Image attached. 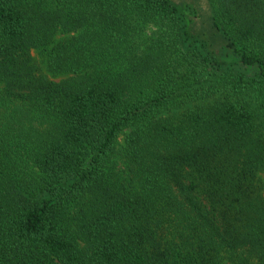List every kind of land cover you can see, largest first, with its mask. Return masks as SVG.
I'll return each mask as SVG.
<instances>
[{"label": "trees", "instance_id": "trees-1", "mask_svg": "<svg viewBox=\"0 0 264 264\" xmlns=\"http://www.w3.org/2000/svg\"><path fill=\"white\" fill-rule=\"evenodd\" d=\"M0 264H264V0H0Z\"/></svg>", "mask_w": 264, "mask_h": 264}, {"label": "rangeland", "instance_id": "rangeland-1", "mask_svg": "<svg viewBox=\"0 0 264 264\" xmlns=\"http://www.w3.org/2000/svg\"><path fill=\"white\" fill-rule=\"evenodd\" d=\"M154 30H155L154 28L151 29V31H154ZM34 56H35V58L37 59L38 63L41 65V71H42V73H43V74H46L45 68H44V66L41 64V60L39 59L38 55H37V54H34ZM50 78L53 79V80L56 81V82H59V81L65 79V78H63V77H60V78H57V79H54V78H52V77H50ZM120 141H121V143H123V138H121Z\"/></svg>", "mask_w": 264, "mask_h": 264}]
</instances>
